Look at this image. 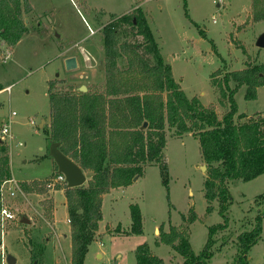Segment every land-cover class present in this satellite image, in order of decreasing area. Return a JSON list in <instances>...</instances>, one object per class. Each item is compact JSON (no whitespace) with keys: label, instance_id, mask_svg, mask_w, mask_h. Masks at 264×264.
<instances>
[{"label":"rangeland","instance_id":"1","mask_svg":"<svg viewBox=\"0 0 264 264\" xmlns=\"http://www.w3.org/2000/svg\"><path fill=\"white\" fill-rule=\"evenodd\" d=\"M27 1L31 10L22 15L27 26L24 34L10 46L0 40V129L10 125V136L0 133L9 158L8 177L3 181L14 179L19 187L14 196L5 198L13 218L0 219V258L3 251L16 257L15 264H31L36 252L41 264H70L64 185L45 192H25L20 187L22 182L45 181L56 173L45 133L49 80L56 78L59 89L85 85L86 90H100L105 77L101 29L114 17L140 7L174 79L188 97L213 105L220 118L224 107L211 76L221 79L226 71L241 69L246 62H264V47L256 46L257 38L264 34V19L251 18V0ZM6 48L9 55L4 58ZM69 56L77 60V67L71 70L64 64ZM245 92L242 85L234 93L237 113H264V85L257 87L255 99H246ZM165 130L168 194L157 164L146 165L129 185L106 192L102 218L82 264H135L134 250L141 242L165 264H181L182 257L170 246L155 244L160 224L166 230L169 223L184 221L188 241L197 254L208 228L222 220L216 200L211 211L206 209L202 189L207 167L197 138L189 132L175 136L168 126ZM84 172L88 176L89 172ZM228 188L232 195L228 226L215 234L211 264H234L237 235L248 230L257 205L264 202V197L255 199L264 194V173L246 181L231 179ZM131 202L138 204L142 215V232L138 234L123 233L130 225ZM192 210L195 215L188 223ZM22 215L29 223L20 222ZM117 227L122 232H117ZM247 264H264V222L260 238L247 252Z\"/></svg>","mask_w":264,"mask_h":264},{"label":"trees","instance_id":"2","mask_svg":"<svg viewBox=\"0 0 264 264\" xmlns=\"http://www.w3.org/2000/svg\"><path fill=\"white\" fill-rule=\"evenodd\" d=\"M30 10L27 0H0V40L4 44L10 46L24 34L27 26L22 15ZM251 18L264 19V0H251ZM101 32L103 87L93 91H81L74 85L59 89L56 78L50 79L48 85L47 138L50 143L57 142L63 154L89 172L86 182L79 186L60 184L64 185L70 226V264L83 263L102 218V195L111 188L129 185L146 165L157 164L168 194L166 126L173 129L175 136L189 132L197 138L207 167L202 189L206 209L211 211L216 200L222 220L208 228L207 239L197 254L188 241L184 221L179 225L169 223L166 230L160 224L155 244L170 246L182 257L181 264H211L215 234L228 226L232 201L228 181H246L264 173V114L237 113L234 99L242 85L246 99L256 98L257 87L264 85V62H246L241 69L226 71L221 79L211 76L219 91V104L224 107L219 118L213 105H204L196 96L188 97L174 79L140 7L114 17ZM231 81L234 86H230ZM143 122L147 123L145 127ZM54 166L57 170L55 163ZM8 167L6 145L0 141V184L8 177ZM44 183L26 181L20 187L25 192H45ZM262 197L264 194H259L255 199ZM128 207L130 225L123 233H141L139 206L131 202ZM190 212L188 223L195 215L193 210ZM262 222L264 202L257 205L248 230L244 228L237 235L234 264H247V252L260 238ZM116 230L122 232L118 227ZM38 255L33 253L31 264H41ZM134 256L135 264H165L146 242L136 245Z\"/></svg>","mask_w":264,"mask_h":264},{"label":"water","instance_id":"3","mask_svg":"<svg viewBox=\"0 0 264 264\" xmlns=\"http://www.w3.org/2000/svg\"><path fill=\"white\" fill-rule=\"evenodd\" d=\"M218 6V4H216ZM256 46L264 47V34L259 35L256 40ZM65 69L71 70L77 67V60L74 56H69L64 59ZM101 69V65L99 66ZM79 90L86 91L85 85H80ZM44 123L42 120L40 126ZM146 122H143L142 127L146 126ZM49 154L54 160L57 166V172L63 173L66 180V185L68 187H76L86 182V175L82 168L75 163L72 159L67 157L61 150L58 148L57 142H51L49 145ZM202 168H205V165H202ZM137 176H134L133 179H136ZM20 222L29 223V218L26 215L20 217ZM6 261L8 264H15L16 257L12 254L6 255Z\"/></svg>","mask_w":264,"mask_h":264},{"label":"built area","instance_id":"4","mask_svg":"<svg viewBox=\"0 0 264 264\" xmlns=\"http://www.w3.org/2000/svg\"><path fill=\"white\" fill-rule=\"evenodd\" d=\"M217 1L220 2L221 0H217ZM217 4L219 5V3ZM1 46H2V42L0 41V47ZM8 55H9V52L6 48L3 52V57L7 58ZM11 114L14 115L15 112L12 111ZM0 133L2 135L10 136V125L4 124L0 129ZM6 183H9V185H7ZM64 183L66 184L64 174L60 172H56L52 178L45 180L44 185L48 189H54L56 185H60ZM18 190H19V187L16 181H14V179H9L7 180V182L3 181L0 184V219L1 220L13 218V214L10 212L8 206L5 203V198L14 196ZM6 255L7 254H5V252L3 251L1 252L0 264H8L6 261Z\"/></svg>","mask_w":264,"mask_h":264},{"label":"crops","instance_id":"5","mask_svg":"<svg viewBox=\"0 0 264 264\" xmlns=\"http://www.w3.org/2000/svg\"><path fill=\"white\" fill-rule=\"evenodd\" d=\"M262 114H264V113H262ZM85 173V172H84ZM86 175V174H85ZM105 194V193H104ZM103 194V195H104ZM103 195H102V199H103ZM65 199V198H64ZM102 204V203H101ZM64 205H65V203H64ZM66 208V207H65ZM54 210V209H53ZM66 215H67V213H66ZM67 221H68V218H67ZM99 226V225H98ZM68 229H69V237H70V226H69V222H68ZM157 231V228H155V232ZM63 235H66V234H63Z\"/></svg>","mask_w":264,"mask_h":264}]
</instances>
